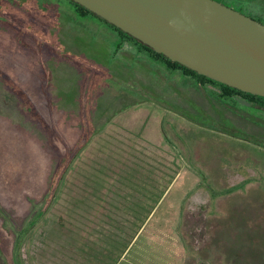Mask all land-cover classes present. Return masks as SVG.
Wrapping results in <instances>:
<instances>
[{"label": "rangeland", "instance_id": "rangeland-1", "mask_svg": "<svg viewBox=\"0 0 264 264\" xmlns=\"http://www.w3.org/2000/svg\"><path fill=\"white\" fill-rule=\"evenodd\" d=\"M73 10L0 0V264H264V107L70 43Z\"/></svg>", "mask_w": 264, "mask_h": 264}, {"label": "water", "instance_id": "water-1", "mask_svg": "<svg viewBox=\"0 0 264 264\" xmlns=\"http://www.w3.org/2000/svg\"><path fill=\"white\" fill-rule=\"evenodd\" d=\"M197 74L264 97V23L217 0H71Z\"/></svg>", "mask_w": 264, "mask_h": 264}, {"label": "crops", "instance_id": "crops-1", "mask_svg": "<svg viewBox=\"0 0 264 264\" xmlns=\"http://www.w3.org/2000/svg\"><path fill=\"white\" fill-rule=\"evenodd\" d=\"M77 16H78L77 18L68 17V18H66L68 20V21H66L67 23L61 24L63 26L68 25V26H75V27H83L84 28L83 34L76 33V34L69 35L70 40H71L70 43L71 42L72 43L86 42V43H91L94 47H97V48L105 45L106 47L112 48V50L115 54L126 49L127 46H130L131 48L133 47L134 50L139 52L138 49H136L134 43H132L131 41H129L125 38H121L115 30H113L112 28H110L108 25H106L102 21L98 20L97 18H95L91 15H84V16L77 15ZM57 20H59V19H57ZM70 30H71V32L77 31L76 29L75 30L68 29V31H70ZM74 36H76L77 38H73ZM117 45L119 47H117ZM115 54H113V55H115ZM152 209L153 208H148L147 211L152 212L153 211ZM103 224H104V222H103ZM144 226H145V224H143V223H140L138 225L139 229H142ZM138 232L139 233H137L135 235V237L137 235H139V236L142 235V234L140 235V233H142V232H140V231H138ZM149 235H151V233ZM149 235H147V233L145 234V236H146L145 240L149 241V239L151 237ZM139 236H137V238H139ZM135 237H134V239H135ZM140 248L143 249L142 245H140L138 250Z\"/></svg>", "mask_w": 264, "mask_h": 264}, {"label": "trees", "instance_id": "trees-1", "mask_svg": "<svg viewBox=\"0 0 264 264\" xmlns=\"http://www.w3.org/2000/svg\"><path fill=\"white\" fill-rule=\"evenodd\" d=\"M68 1L72 4V6L74 8L73 11L77 15H80V16L91 15V16L97 18L98 20L102 21L103 23L108 25L110 28L115 30L119 34V36L121 38H125V39H127V40H129L131 42H134L137 45V49L139 51H142V50L147 51L155 60L162 61V63H164L166 65V67H168L170 69H180L183 72V74L191 75V76L195 77L196 80L200 84L204 85L207 82L217 84L220 87V92H221L219 94V97L226 98V97H228L230 95L236 94V95H239V96H241L243 98L249 99L251 102L258 103L259 105L264 107V97L240 91V90H238L236 88H233V87L227 86L225 84H222L220 82H217V81H214L212 79H209V78L205 77L204 75L197 74L195 71L190 70L189 68L184 67V66H182V65H180V64H178L176 62H173V61L169 60L168 58L164 57L163 55L153 51L150 47L140 43L136 39L132 38L131 36L127 35L126 33H124L122 31H120L119 29L115 28L113 25H111V24L107 23L106 21H104L103 19L97 17L95 14L91 13L87 9L83 8L82 6L74 3L71 0H68ZM257 20L261 21L260 19H257ZM117 47H119V46L117 45ZM256 247H257V245H256Z\"/></svg>", "mask_w": 264, "mask_h": 264}]
</instances>
